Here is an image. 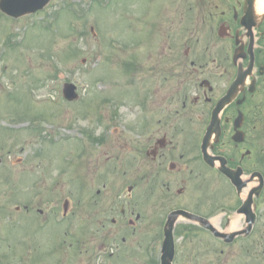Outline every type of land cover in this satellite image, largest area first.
I'll use <instances>...</instances> for the list:
<instances>
[{"label":"rangeland","instance_id":"374dc122","mask_svg":"<svg viewBox=\"0 0 264 264\" xmlns=\"http://www.w3.org/2000/svg\"><path fill=\"white\" fill-rule=\"evenodd\" d=\"M145 1L138 3L144 5ZM135 2L51 0L41 11L17 19L0 13V218L6 210L11 228L18 226L22 218V224L16 229L23 238L22 254L13 257L10 254L15 248L7 249L0 237V256L6 250L10 255V262L0 261V264L36 263V259L38 263H61L63 258L67 263L70 249L64 241L68 239L67 231L71 230L66 221L71 222L77 215L73 229L80 236L84 232L78 229H85L87 242L79 245L80 254L71 252L68 263L148 264L145 245L140 244L143 237L146 239L144 232L138 231L133 236L125 223L112 224L110 217L114 213L105 209L112 200V186L121 185L122 188L129 181H137L143 188L146 184L141 174L129 166L130 155H120L115 147L118 134L128 138L135 135L130 127L134 117L130 108L132 100L126 96L128 92H123L127 89L119 87L125 80L119 79L116 70L121 62L128 65L133 55L136 15L131 9ZM148 3L160 10L159 17H152L161 19L165 4L172 7L177 0ZM138 23V29L144 31L138 38L145 40L146 25ZM157 29L162 30L160 26ZM113 41L124 43L126 47L119 51L121 45ZM144 43L143 50L138 52L141 59L152 50L149 45L160 46V42ZM66 82L77 86L79 97L74 102H67L63 97L62 88ZM100 83L104 89L98 91ZM118 89H121L120 95ZM37 118L45 119L41 122L42 132L31 128L38 125L36 121L33 123ZM85 130L93 135V143L90 140L87 143ZM104 132L111 134L102 142L99 138L104 137ZM80 153L82 161L79 162L82 163L78 162ZM117 155H120L123 168L117 167L120 163ZM78 166L80 168L76 169ZM122 173L126 176L120 177ZM222 183L219 180L217 184L218 205L231 204L233 207L240 198L231 187L227 191ZM140 190L138 188L137 192ZM35 194L39 197L32 200ZM31 201H38L36 207L42 208L43 214L31 210L18 215L15 206ZM64 205L67 214L63 217ZM262 212L255 223L252 240L264 230V203ZM141 214L144 220L145 210ZM225 217L216 223L224 229L227 227ZM29 218L33 222L28 221ZM40 222L45 226H35ZM85 224L92 227L83 228ZM184 225V220L180 219L177 229ZM115 229L117 232L113 231ZM122 236H126V242ZM175 239L177 257L174 264H264L257 263L262 254L257 251L256 262L247 263L253 260L252 251H247V246L251 245L249 239L239 237L227 246L217 242L213 250H204V246L208 248L204 237L200 242L193 241L200 250L188 245L178 233ZM40 240L46 252L51 247L50 255H36L35 245ZM93 240L96 243L103 240V249H95Z\"/></svg>","mask_w":264,"mask_h":264},{"label":"flooded vegetation","instance_id":"af4514ba","mask_svg":"<svg viewBox=\"0 0 264 264\" xmlns=\"http://www.w3.org/2000/svg\"><path fill=\"white\" fill-rule=\"evenodd\" d=\"M172 5L163 13L161 31L146 33L145 40L135 37V43L160 46L149 45L152 50L144 59L137 54L141 46L136 51L130 85L135 135L118 134L115 142L120 155H130L129 166L144 178L145 190L132 197L138 186L132 182L131 193H126L131 205L122 200L121 185H114L105 207L114 213L112 224L126 221L133 236L144 232L140 244L147 256L155 253L156 260L171 212L184 209L214 220L219 209L232 211L218 206V181L227 191L234 187L221 169L238 176L245 197L253 193L257 220L264 203V7L256 12L255 0H177ZM211 122L216 123L205 138ZM120 155L115 156L117 167L123 168ZM128 213L133 217L127 218ZM178 222L174 237L178 233L196 249L200 246L193 241L203 237L208 247L204 250H213L222 240L200 224L177 229ZM253 231L246 237L248 250L260 251L263 257L257 263H264V230L252 240ZM86 242L85 234L82 244ZM92 242L95 249L105 244Z\"/></svg>","mask_w":264,"mask_h":264},{"label":"water","instance_id":"95a60500","mask_svg":"<svg viewBox=\"0 0 264 264\" xmlns=\"http://www.w3.org/2000/svg\"><path fill=\"white\" fill-rule=\"evenodd\" d=\"M49 0H0V8L5 11L7 14L13 16H19L28 12H34L37 9L42 8ZM66 97L72 99L75 97V93L73 92V86L68 85L66 89ZM250 203L251 199L245 201V203L238 210L249 212L250 211ZM249 221L254 220V215L252 214ZM212 228V227H211ZM216 235L227 236L223 233L217 232L214 228H212ZM229 237L226 239L227 242L231 241L233 234L228 235ZM174 248H173V239L170 229L166 232V238L163 246V255H162V263L161 264H171L170 260L173 257Z\"/></svg>","mask_w":264,"mask_h":264},{"label":"bare ground","instance_id":"6f19581e","mask_svg":"<svg viewBox=\"0 0 264 264\" xmlns=\"http://www.w3.org/2000/svg\"><path fill=\"white\" fill-rule=\"evenodd\" d=\"M264 7V0H255V9L256 12H260ZM239 226V221L238 219H234L233 221H231L230 223V227L231 228H235Z\"/></svg>","mask_w":264,"mask_h":264}]
</instances>
